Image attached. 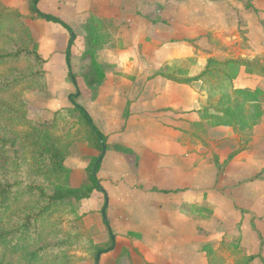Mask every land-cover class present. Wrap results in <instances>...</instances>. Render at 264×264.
Returning <instances> with one entry per match:
<instances>
[{
    "label": "crops",
    "instance_id": "0c3cea01",
    "mask_svg": "<svg viewBox=\"0 0 264 264\" xmlns=\"http://www.w3.org/2000/svg\"><path fill=\"white\" fill-rule=\"evenodd\" d=\"M3 1L30 12L27 0ZM248 1L38 2L50 6L42 12H57L50 14L68 23L75 39L82 33L87 49L99 48L90 68L77 75L79 103L108 144L98 173L105 192L84 199L95 198V210L106 209L115 234V248L99 264H209L203 246L217 248L224 238H238L244 255L262 252L264 258V117L248 147L218 176L215 157L227 160L239 149L240 135L232 126H216L200 139L193 125L202 122L209 103L202 81L181 83L162 73L195 78L209 58L259 57L264 63V0L250 1L259 15L246 7ZM31 30L48 59L46 75H52L58 64L53 60L63 57L64 64L71 51V33ZM70 63H77L72 52ZM68 74L67 66L64 78ZM236 85L264 90V78L242 67ZM80 151L83 171H72V182H79L74 187L82 185L90 158L99 155L85 144ZM260 174L263 179L250 180ZM105 228L102 242L111 239ZM258 261L264 264H252Z\"/></svg>",
    "mask_w": 264,
    "mask_h": 264
},
{
    "label": "trees",
    "instance_id": "16d2710c",
    "mask_svg": "<svg viewBox=\"0 0 264 264\" xmlns=\"http://www.w3.org/2000/svg\"><path fill=\"white\" fill-rule=\"evenodd\" d=\"M39 1L30 0L31 19L53 21L73 32L60 17L42 12L38 8ZM250 1L246 7L253 8L259 15L261 12ZM261 22L264 24L263 17ZM72 43L71 39L70 47ZM98 49L88 50L93 60ZM66 56L69 75L76 81L70 50ZM47 61L25 16L0 0V264H75L72 253L75 235L66 228V222L74 227L83 217L79 213V202L90 198L95 190L105 192L98 173L104 149H108L107 138L88 110L77 102L80 94L72 95L73 107L67 111L78 114L77 133L99 155L90 158L86 178L79 187L72 185V170L66 166L71 155L73 130L61 131L58 120L63 116L62 111H57L52 121L38 122L31 114L30 102L23 96L28 90L46 89ZM242 67L247 73L264 78V63L259 57L223 61L209 58L204 71L189 79H178L165 70L162 72L181 83L202 81L209 103L201 111L202 122L193 125L200 139L203 140L201 136L209 127L216 126H232L240 135L239 149L227 160L221 162L215 157L218 176L237 153L248 147L254 128L264 117V90L236 85ZM74 127L75 124L70 129ZM256 179L263 177L260 174L250 178ZM104 224L111 239L95 245L96 264L116 245L109 220L105 219ZM253 228L257 231L254 222ZM203 249L209 264H229V257H233V264H252L256 259L264 262L262 252L244 255L238 238H224L219 247L205 244ZM224 250L230 252L229 256H225Z\"/></svg>",
    "mask_w": 264,
    "mask_h": 264
},
{
    "label": "rangeland",
    "instance_id": "374dc122",
    "mask_svg": "<svg viewBox=\"0 0 264 264\" xmlns=\"http://www.w3.org/2000/svg\"><path fill=\"white\" fill-rule=\"evenodd\" d=\"M27 1L30 7V0H27ZM5 4L8 5L7 3ZM38 6H39V9L42 11H49L48 9L50 6H47L46 2H42V4ZM9 7H11L12 9H15L12 6H9ZM29 7H28V10H30ZM21 13L25 16V19L28 25L30 24L29 27L31 26V28L34 31H36V34H37V29L45 30L47 34H50V33L55 34L56 27L58 29L64 28L68 31V29L64 27L63 25L53 22V21L46 20V19H38L35 22H31L30 12H21ZM45 13H55L57 15V12H45ZM75 26H76L75 27L76 31H79L80 27L77 24H75ZM76 31L74 32L76 33ZM241 31L245 32L244 29H242ZM72 34L75 35L74 33H71V39L73 40V43L71 45V52L72 54H74V60L77 63H75V65L71 64V67L73 68L75 72L76 70L78 72V73L73 72V75L75 76L76 81H74L72 77H70L69 74L66 78H64L66 75L67 66L69 68L68 59L65 58L66 60L63 64L61 59H64V58L58 56L53 60V63H58V64H54L57 67L56 72L53 73L52 75L51 73H48L51 76L46 75V85H47L46 89L43 91L28 90L23 93V96L26 100H28V102H30L32 106L31 114L35 117V119L38 122L52 121L55 113L60 110L62 111L63 116H61L58 120V124L60 126L61 131L63 133H66L69 130H73L72 139H70L71 155L69 156L70 158L67 159L66 161V166H68L73 171L74 174L79 176L81 174V171H83L82 165L84 163V159L81 158V156L79 158H76V157L78 156V154L82 155V152L80 151V147H84V144L85 146L86 145L88 146V144L85 141V139L77 133L78 114L71 113L67 110L73 107V104L70 101V96L78 93L79 91V86L77 83L78 82L77 75H79L80 70H83L85 68L84 71H86L87 68H90L91 66L90 61L92 60V56L90 52L88 51L89 49L86 48V46L88 47V45L82 33L77 35L76 39H73ZM245 38H246L245 41L248 40L247 37ZM86 49L87 51H85ZM234 52H236V50H234ZM45 55L47 54L45 53ZM180 63H181V66L189 65L188 61L187 62L182 61ZM50 66H53V65H50ZM49 69L50 67L48 68V72H49ZM173 77L180 78V79L185 78L184 75H178V76L174 75ZM69 91L73 94L68 95ZM76 100L77 102H79V97H77ZM73 124H75V127H74L75 129H70ZM89 163H90V160H89ZM84 172H85V178H86V168ZM71 182H72V175H71ZM72 185L74 186L79 185L78 180L74 179L72 182ZM94 202H95V198L91 199L90 201L84 200V199L81 200L78 205H79V213L83 215L82 219L78 221L74 227L71 226L70 223L66 222V228L70 230L71 232H73V234L75 235L76 241H75V246L72 252L75 256V264H96V261H95L96 246L95 245L98 243H102L101 237H102V234L105 233V231L102 232L103 230L102 228H105L106 226L103 225L102 227V222L105 221V216L103 214V211L95 210L94 208L95 206H93ZM106 217H107V214H106ZM66 218L68 219L69 217H66ZM96 219H99V220L97 221ZM100 226L102 228H100ZM223 253L225 254V256H229L230 252H227V250H224ZM233 260H234L233 257H229L228 259L229 264H233ZM257 264H263V263L261 261H258Z\"/></svg>",
    "mask_w": 264,
    "mask_h": 264
},
{
    "label": "water",
    "instance_id": "95a60500",
    "mask_svg": "<svg viewBox=\"0 0 264 264\" xmlns=\"http://www.w3.org/2000/svg\"><path fill=\"white\" fill-rule=\"evenodd\" d=\"M73 39H75V35H73ZM78 94H79V92H78ZM70 99H72V95L70 96ZM104 152H106V149H104ZM103 214L105 216V219H107V217H106V209L103 210ZM97 264H99V263H97Z\"/></svg>",
    "mask_w": 264,
    "mask_h": 264
}]
</instances>
